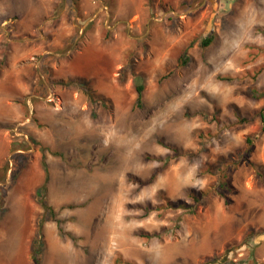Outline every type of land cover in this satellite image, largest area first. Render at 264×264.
<instances>
[{
    "label": "rangeland",
    "instance_id": "1",
    "mask_svg": "<svg viewBox=\"0 0 264 264\" xmlns=\"http://www.w3.org/2000/svg\"><path fill=\"white\" fill-rule=\"evenodd\" d=\"M254 92L264 0H0V264H35L44 161L43 264H264Z\"/></svg>",
    "mask_w": 264,
    "mask_h": 264
},
{
    "label": "trees",
    "instance_id": "2",
    "mask_svg": "<svg viewBox=\"0 0 264 264\" xmlns=\"http://www.w3.org/2000/svg\"><path fill=\"white\" fill-rule=\"evenodd\" d=\"M214 41V37L213 36H209L207 38H205L202 43L201 46L203 48H207L209 47ZM184 56L181 58V64H185L186 62L183 61ZM123 81V80H122ZM76 82L79 84V86L81 88H83L85 90V93L89 96V98L93 101H100V102H104V98H101L99 96L96 95L95 90L89 86V84L87 83V81L83 78H78L76 79ZM70 83H68L69 85ZM144 90L145 87L143 85H137L136 86V91H137V102H136V106L138 108H142L143 107V94H144ZM254 94L256 95L257 98H263L264 97V93L262 94H257V92H254ZM258 95V96H257ZM261 115V121L263 123L264 126V113L260 114ZM174 153H176V157H180L183 156L184 153L180 152L178 149L173 148V147H169ZM13 151L15 150H20L21 148H17V147H13L12 148ZM24 154H16L13 158L15 166H14V170L12 172V180H16L18 174L20 173V170H22L24 167L22 166H17V162L18 159L20 157H23ZM43 167L45 168L46 171V180L45 183L42 187H40L37 192H36V199L38 204L40 205V207L43 210V214L39 217L38 222H37V233L36 236L33 240V244H32V259L34 261L35 264H43L42 263V252H43V227L45 225L46 222H48L49 220H55L56 218V213L54 211V209L49 205L48 201H47V183L49 180V176H48V171H47V166L45 161L43 162ZM9 170V163H6L2 168H0V173L2 175H5L7 173V171ZM158 172H156L147 183H151V181L154 180V178L156 177ZM207 196L206 193H202L198 196H196L195 194L192 195L193 201L197 203H200L202 201L203 198H205ZM179 207L182 208H189V206L187 204H181ZM191 207V206H190ZM195 213V208L191 207V211ZM58 225L61 224V221L57 220ZM62 231V229L60 228V232ZM158 236V234H145L142 233L141 237H145V238H152V237H156ZM125 264H136V263H132L129 261L124 262ZM227 264H234L233 262H229L227 260L226 262Z\"/></svg>",
    "mask_w": 264,
    "mask_h": 264
},
{
    "label": "bare ground",
    "instance_id": "3",
    "mask_svg": "<svg viewBox=\"0 0 264 264\" xmlns=\"http://www.w3.org/2000/svg\"><path fill=\"white\" fill-rule=\"evenodd\" d=\"M65 190V189H64ZM72 191V190H71ZM76 191V190H75ZM67 194H68V192H67ZM72 194V193H71Z\"/></svg>",
    "mask_w": 264,
    "mask_h": 264
}]
</instances>
